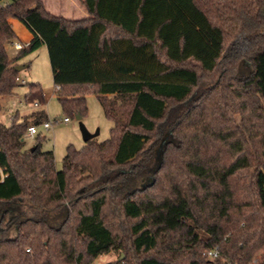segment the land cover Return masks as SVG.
<instances>
[{
	"label": "trees",
	"instance_id": "1",
	"mask_svg": "<svg viewBox=\"0 0 264 264\" xmlns=\"http://www.w3.org/2000/svg\"><path fill=\"white\" fill-rule=\"evenodd\" d=\"M81 2L89 17L71 21L42 0H0V112L15 62L46 46L66 118L93 93L113 123L58 170L42 137L25 148L44 109L0 121V264L112 251L123 258L106 264H264V0ZM28 89L45 105L40 84Z\"/></svg>",
	"mask_w": 264,
	"mask_h": 264
},
{
	"label": "rangeland",
	"instance_id": "2",
	"mask_svg": "<svg viewBox=\"0 0 264 264\" xmlns=\"http://www.w3.org/2000/svg\"><path fill=\"white\" fill-rule=\"evenodd\" d=\"M54 1H59L60 8H65L67 5L66 0ZM72 4L74 6L79 5L80 7L82 2L79 0V3L74 1ZM88 17L89 14H81L66 19L71 21H81ZM9 23L13 27L12 19L9 20ZM14 31L16 33L18 31L17 28H15ZM17 43L19 42L14 41L12 44H7L8 54L12 59L16 56L17 52L20 51L15 48V44ZM15 64L25 65L19 74L20 79H24L26 83L18 81V86L14 89L13 95L6 96V98L2 100L3 108L0 112V121L5 125H9L12 123L14 117H29L33 112L38 111V109H44L47 113V120L52 122L53 125L49 130L44 129L42 125H38V134L36 137H25V148H30L36 143L38 137H42L44 140L42 141L41 150L53 151L55 155V166L58 170H61L63 168V159L67 154L66 150L70 145H73L77 150H82L87 145V142H84L83 136L81 135L80 121L75 119V116H69L70 122L67 124L64 123V118H66L67 115L64 113L62 104H60L59 101V95L54 86L53 73L51 71L50 58L48 57L46 46L41 47L34 53L23 56L20 60L16 61ZM37 83L41 85L42 89H44L46 97L45 105L40 104L41 106L38 108L33 105L34 103H37L36 101L26 102L25 100V95L30 90L28 89V85ZM86 103L87 111L81 118L82 122L90 132H95L97 129L100 130V135L94 139L101 143L110 138V130L113 127V123L106 118L102 104L99 103L95 94H87ZM154 168L155 165L153 164L149 168V171L141 178L134 179L128 189L133 190L145 183H149L152 180ZM119 258H123V254H121V252L112 251L99 256L94 264H106L108 262L117 261Z\"/></svg>",
	"mask_w": 264,
	"mask_h": 264
},
{
	"label": "crops",
	"instance_id": "3",
	"mask_svg": "<svg viewBox=\"0 0 264 264\" xmlns=\"http://www.w3.org/2000/svg\"><path fill=\"white\" fill-rule=\"evenodd\" d=\"M46 10H48L49 13L53 14L56 17H61V18H71L74 16H78V15H84V14H89L87 9H85V7L81 4L80 7L79 5L74 6L72 3L78 2L79 0H66L67 5L65 6V8H60L59 7V1H54V0H42ZM72 2V3H70ZM13 21L17 22L18 24L21 25V27H23L25 29L26 34L23 32V30L17 26L14 27V29L17 27L18 31L16 32L19 40L23 41V42H29L33 39L32 34L30 33V31L27 29V27H25L20 21L12 19ZM21 72V71H20ZM22 83H26V81L23 80H19ZM15 115V114H14ZM12 115V116H14ZM11 119V118H10ZM10 125V124H9Z\"/></svg>",
	"mask_w": 264,
	"mask_h": 264
},
{
	"label": "built area",
	"instance_id": "4",
	"mask_svg": "<svg viewBox=\"0 0 264 264\" xmlns=\"http://www.w3.org/2000/svg\"><path fill=\"white\" fill-rule=\"evenodd\" d=\"M15 48L17 50H20L22 48V44L21 43L15 44ZM57 89L58 90H62V88H60V87H57ZM33 105H35L36 108L41 106L40 103H38V102L34 103ZM69 122H70V119L64 118V123L67 124ZM40 125H42L44 129L49 130L52 127L53 123L48 121V122L42 123ZM37 134H38V126L37 125H32V126H30L28 128L25 136L34 138V137H36ZM206 254H207V256H209L210 259H213V258L215 259V257H217L218 254H219L218 247L214 248V250H212V251L206 252ZM255 263H256V261H254L252 264H255Z\"/></svg>",
	"mask_w": 264,
	"mask_h": 264
},
{
	"label": "water",
	"instance_id": "5",
	"mask_svg": "<svg viewBox=\"0 0 264 264\" xmlns=\"http://www.w3.org/2000/svg\"><path fill=\"white\" fill-rule=\"evenodd\" d=\"M24 67L25 65L21 64V65L16 66L15 69L20 72ZM75 119L80 121V131H81V135L83 136L84 142H88L100 135L99 129H97L95 132H90L88 128L86 127V125H84V123L82 122L80 115H77Z\"/></svg>",
	"mask_w": 264,
	"mask_h": 264
}]
</instances>
